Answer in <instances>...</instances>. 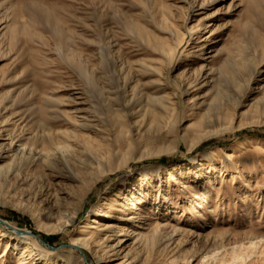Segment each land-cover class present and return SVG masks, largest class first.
Returning <instances> with one entry per match:
<instances>
[{
  "label": "rangeland",
  "instance_id": "rangeland-1",
  "mask_svg": "<svg viewBox=\"0 0 264 264\" xmlns=\"http://www.w3.org/2000/svg\"><path fill=\"white\" fill-rule=\"evenodd\" d=\"M18 147L54 170L0 160V264H264V0H0Z\"/></svg>",
  "mask_w": 264,
  "mask_h": 264
},
{
  "label": "bare ground",
  "instance_id": "bare-ground-1",
  "mask_svg": "<svg viewBox=\"0 0 264 264\" xmlns=\"http://www.w3.org/2000/svg\"><path fill=\"white\" fill-rule=\"evenodd\" d=\"M222 83H223V81H220V82H218V85L220 87L224 86ZM224 83L228 84L227 82H224ZM218 91H217V94L215 95V97L218 96L219 93L223 92V90H221V89H219ZM158 99H160V98H158ZM172 108H173V112L175 114H177L178 113L177 104L173 105ZM194 111H192V114L186 115L185 119L188 120V121H191V120H193L195 118L197 119V117L195 116L196 113H193ZM198 123H200V122H198ZM203 138H204V136L199 138V140L197 142L201 141ZM239 147H240L241 151L245 150L247 148V142L240 143ZM189 149H191V146L189 147ZM218 155H219L218 151L207 153V159L211 160V159L215 158ZM6 159L11 160L12 166H10V167H13L14 165L17 166V171H21L22 166H28V165L25 164V163H27L28 159L32 160V163L36 166L37 169H39L40 173H45L46 171H50L52 169L54 170V163H53L54 158L49 153H46L44 149L37 150L33 154H31V153L28 154V153H26V149L25 148L18 147L16 149L10 150V151H8L6 153L0 154V160H6ZM200 166H201L200 168L203 169L204 163H200ZM3 168L4 167L0 166V173L3 172ZM183 173H184L183 170H181L180 175H182ZM45 176H51V173L47 174V175H40L39 176V182H43V180L46 178ZM45 189H46V193L43 196L45 198V201L50 204V210L51 211L44 210L43 217L46 220L58 219V225H57L58 229H64L65 227L70 225V222L69 221L62 222V216H63L62 215L63 214L62 210L64 209V206H63V203H62V198L58 194L50 193V191H48L47 188H45ZM76 218H77V214L73 217V220H75ZM106 230L108 231L109 229L106 228L105 231ZM122 232L123 231H121V233ZM16 233H17V236H18V237L15 238V240H17L16 241L17 242V245H16L17 247L21 246L24 243L25 244L29 243V239H28V236L26 235L27 234L26 231L21 230V229H16ZM135 238H136V242L142 243V245H145V246H149V245L155 246L156 245V240H155L154 237H150L149 238V237H145V236L141 235V233H138L135 236ZM108 239H109V237L106 238L107 241H109ZM251 246H257V244L256 243H252ZM73 247L82 249L83 247H82L81 240L80 239L73 240L72 241V248ZM22 261H24V260H22ZM22 261L20 262V264L22 263Z\"/></svg>",
  "mask_w": 264,
  "mask_h": 264
},
{
  "label": "trees",
  "instance_id": "trees-1",
  "mask_svg": "<svg viewBox=\"0 0 264 264\" xmlns=\"http://www.w3.org/2000/svg\"><path fill=\"white\" fill-rule=\"evenodd\" d=\"M48 239L51 240V241H55L57 238L56 237H50Z\"/></svg>",
  "mask_w": 264,
  "mask_h": 264
},
{
  "label": "water",
  "instance_id": "water-1",
  "mask_svg": "<svg viewBox=\"0 0 264 264\" xmlns=\"http://www.w3.org/2000/svg\"><path fill=\"white\" fill-rule=\"evenodd\" d=\"M74 248V247H73ZM76 249H79V248H76Z\"/></svg>",
  "mask_w": 264,
  "mask_h": 264
}]
</instances>
